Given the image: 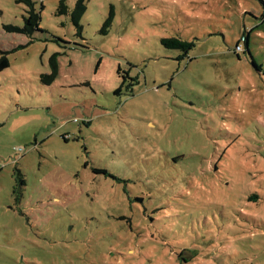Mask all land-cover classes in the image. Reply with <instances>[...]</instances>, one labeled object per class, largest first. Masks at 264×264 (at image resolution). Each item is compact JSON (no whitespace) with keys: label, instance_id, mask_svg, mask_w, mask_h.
Wrapping results in <instances>:
<instances>
[{"label":"rangeland","instance_id":"374dc122","mask_svg":"<svg viewBox=\"0 0 264 264\" xmlns=\"http://www.w3.org/2000/svg\"><path fill=\"white\" fill-rule=\"evenodd\" d=\"M32 1L30 36L0 0V264H264V0H87L81 35Z\"/></svg>","mask_w":264,"mask_h":264},{"label":"trees","instance_id":"16d2710c","mask_svg":"<svg viewBox=\"0 0 264 264\" xmlns=\"http://www.w3.org/2000/svg\"><path fill=\"white\" fill-rule=\"evenodd\" d=\"M15 1L19 4L26 5V7H27V9H26L27 14L24 15V26L22 28H20V27H15L12 25H5L4 27L8 31H21L25 34L32 36L33 32L36 29L38 30L39 21H40V15L38 14V12L35 8V3L32 0H15ZM86 2H87V0H76L75 7L71 13L72 22L74 23L75 27L77 28V33L79 35L82 34L81 19H82L83 15L87 9ZM57 12L59 14H67L68 13V6H67L65 0L60 1V4L57 8ZM108 23L109 22H107V24ZM251 31H253V28L249 31V33ZM161 41H162V44L164 46H166L168 48H173V49H175V48L182 49L185 52V54L187 53V50L189 48L188 47L189 44L187 42L181 41L179 39L164 38ZM244 43L248 46V44H249V37L248 36L244 38ZM237 45L241 47V50H239V51H243V46H242V43L240 40H238ZM244 52H245V50L242 53H244ZM234 53H236L238 56H240V54H241L237 51H234ZM8 54H9V52L3 51L2 55L0 56V73L10 66V59H9ZM50 62H51V65H52L54 70L50 75L41 74V79L45 82L53 81L54 78L56 77L57 73H58V70H59L57 55H54L51 58ZM253 64H255L256 66L259 67V65H257V63L254 60H253ZM119 91L120 90H118L116 92L119 93ZM21 181L24 182V180H21Z\"/></svg>","mask_w":264,"mask_h":264},{"label":"built area","instance_id":"2783aa9c","mask_svg":"<svg viewBox=\"0 0 264 264\" xmlns=\"http://www.w3.org/2000/svg\"><path fill=\"white\" fill-rule=\"evenodd\" d=\"M237 49L241 50V47L237 45Z\"/></svg>","mask_w":264,"mask_h":264}]
</instances>
